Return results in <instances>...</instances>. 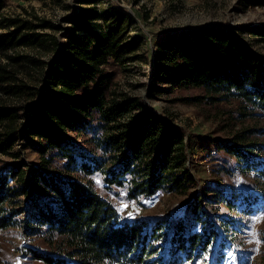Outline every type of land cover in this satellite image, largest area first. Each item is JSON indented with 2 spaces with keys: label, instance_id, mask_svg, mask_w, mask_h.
<instances>
[{
  "label": "trees",
  "instance_id": "1",
  "mask_svg": "<svg viewBox=\"0 0 264 264\" xmlns=\"http://www.w3.org/2000/svg\"><path fill=\"white\" fill-rule=\"evenodd\" d=\"M4 8L5 0H0V156L13 161L0 158V230L14 225L22 212L18 199L27 197L23 229L50 250H31L43 264H176L196 261L215 241L219 253L234 247L233 236L242 225L231 215H251L257 203L247 192L220 183L207 191L212 195L208 205L228 211L219 216V228L207 224L206 212L194 199L185 209L186 220L171 222L166 258L153 240L170 222L121 223L108 197L121 192L132 201L186 194L193 182L184 135L145 110L137 98L112 90L111 67L142 58V38L128 36L130 19L96 12L88 22L73 21L61 42L36 30L53 28L48 22L36 26L6 17ZM94 17L104 25L89 24ZM151 66L154 92H161L160 85L194 90L200 93L195 104L237 102L244 112L239 117L256 111L264 116V56L236 35L222 30L166 35ZM254 134L249 129L234 133L232 142L221 143L219 150L236 160L239 174L264 178V145L252 140ZM23 137L32 141L40 159L29 174L14 152ZM95 178L102 182L101 191Z\"/></svg>",
  "mask_w": 264,
  "mask_h": 264
},
{
  "label": "rangeland",
  "instance_id": "2",
  "mask_svg": "<svg viewBox=\"0 0 264 264\" xmlns=\"http://www.w3.org/2000/svg\"><path fill=\"white\" fill-rule=\"evenodd\" d=\"M101 11L128 17L131 21L128 36L142 38V58L139 61L124 67H111L113 92L137 98L145 110L184 135L189 146L186 169L193 178L186 194L160 193L132 201L121 192L108 195L118 211L120 222L135 219L170 222L153 240V244L160 247V255L166 258V238L171 231V222L179 218L185 221V209L194 199H199L200 207L206 212L207 224L219 228V216L228 211L223 206L208 205L212 195L207 191L217 189L216 183H220L253 195L257 200L254 211L247 216L231 215L242 225L239 233L233 236L234 247L227 246L219 253L215 241L196 261H178L176 264H264V178L253 172L239 174L236 160L219 150L221 143L232 142L233 134L245 129L255 132L252 140L264 145V116L256 111L252 117H239L244 112L237 102L214 107L195 104L192 100L200 93L194 90H172L168 85H160L157 88L161 92L157 93L150 80L153 54L166 35L222 30L249 42L264 56V42H260L264 33V0H5L3 15L18 17L36 26L48 22L53 28L37 27L36 30L63 42L73 21L83 18L88 22L91 14ZM90 23L104 25L103 20L96 17ZM38 54L44 60L49 58L46 53L38 51ZM21 116L25 117L24 114ZM14 152H18V160L24 163L28 174L32 168L38 167L39 156L27 137L18 140ZM261 157L264 158V152ZM0 158L5 163L13 161L7 156ZM94 181L101 191V180L95 178ZM30 191L33 196L37 195L34 187L30 186ZM28 203L27 197L18 199L17 208L22 212L14 218L12 227L0 230V264H43L33 258L31 250L50 252L40 237H29L23 229L26 226L24 219L29 214ZM197 231L201 233L200 229ZM220 237L226 238L223 234Z\"/></svg>",
  "mask_w": 264,
  "mask_h": 264
},
{
  "label": "built area",
  "instance_id": "3",
  "mask_svg": "<svg viewBox=\"0 0 264 264\" xmlns=\"http://www.w3.org/2000/svg\"><path fill=\"white\" fill-rule=\"evenodd\" d=\"M187 165V164H186Z\"/></svg>",
  "mask_w": 264,
  "mask_h": 264
},
{
  "label": "snow or ice",
  "instance_id": "4",
  "mask_svg": "<svg viewBox=\"0 0 264 264\" xmlns=\"http://www.w3.org/2000/svg\"><path fill=\"white\" fill-rule=\"evenodd\" d=\"M126 206V205H125Z\"/></svg>",
  "mask_w": 264,
  "mask_h": 264
}]
</instances>
